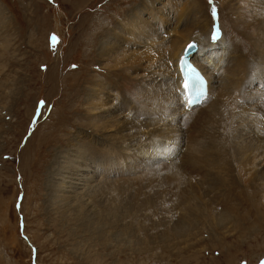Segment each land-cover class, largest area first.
I'll return each mask as SVG.
<instances>
[{
    "label": "rangeland",
    "instance_id": "1",
    "mask_svg": "<svg viewBox=\"0 0 264 264\" xmlns=\"http://www.w3.org/2000/svg\"><path fill=\"white\" fill-rule=\"evenodd\" d=\"M0 1L12 18L0 21V264H264V209H259L258 214L252 206L260 201L261 207L264 202L256 185L246 184L245 191V182L233 177V172L222 173L218 178L234 179L225 182L231 183L225 191L222 184L218 189L226 195L216 210L227 219L218 222V226L213 224V232H206L200 229V220L204 219L199 212L188 207L190 221L196 218L202 223L197 224L198 236H189L195 240L188 241L161 238L168 232L170 221L177 222L186 213H166L180 210L171 203L173 197L169 195L167 204L161 208L154 205L164 192L188 189V181L171 174L172 168L153 169L143 181L136 180L128 188L121 187V181L109 184L100 195L94 184L89 195H84L86 203L79 198L70 203L52 195V184L63 164L60 157L65 159L77 153L72 149L74 145L86 153L92 145L90 140L111 133L112 126L101 122L100 130L104 132L87 135L93 119L102 121L101 111L89 110L87 89L99 79L115 93L111 97L117 105L125 98L137 107L143 101L136 97L138 81L124 69L116 72L101 68L97 51L104 32L108 34L112 28L127 23L132 12L140 7V0ZM218 1L209 4V0H204L211 7L207 8V17L196 21L200 29H205L210 17H214L213 7L217 9L216 17L220 15L225 23L229 22ZM216 24L219 26L217 21ZM171 26L167 23L158 36L173 33ZM224 29L236 34L230 27ZM243 32L251 37L256 35L255 29L249 27L243 28ZM240 36L238 42L248 44L246 36ZM91 39L94 41L90 46ZM158 101L161 100L151 106ZM121 129L126 131L122 125ZM100 152L103 153L97 154L101 155ZM98 155L91 156L96 160ZM125 163L132 165V161ZM174 180L182 181L180 186ZM246 192L252 195L250 203L246 202ZM121 199L123 204L130 201L135 205L137 201V205L142 206L143 202L148 207L126 208ZM153 199L157 202L152 204ZM110 204L113 206L107 212ZM146 204L156 207L146 211L150 206ZM122 207L129 212L124 213ZM162 218L169 221L157 227Z\"/></svg>",
    "mask_w": 264,
    "mask_h": 264
},
{
    "label": "bare ground",
    "instance_id": "2",
    "mask_svg": "<svg viewBox=\"0 0 264 264\" xmlns=\"http://www.w3.org/2000/svg\"><path fill=\"white\" fill-rule=\"evenodd\" d=\"M203 3L202 0L190 3L188 0H140V7L132 12L127 23L112 28L108 34L104 32L105 38L99 42L97 50L100 67L128 71L138 81L136 97L143 98V105L129 104L130 100L125 97L117 105L111 97L115 93L106 87L108 84L105 86L99 79L94 80V85L87 89L85 99L89 110L101 111L102 121L93 119L91 125L88 123L90 129L87 135L93 137L100 134L98 131H103L100 130L103 126L101 122L112 126L111 133L90 140L92 145L87 147L86 153L79 145H74L72 149L77 153L65 159L60 157L61 163L66 165H61L55 177L52 195L70 203L78 198L84 201V195H89L88 190L94 184L100 195L109 184H120L121 181V187L128 188L136 180L143 181L147 173L162 169H157L159 167L172 168L174 172L171 174L188 181V189H176L174 194L161 192V199L154 205L161 208L170 201L166 198L169 195L173 197L171 203L180 207L179 211H166L171 216L186 212L188 207L199 212L204 219L200 220L203 224L196 218L190 221L191 211L190 214L186 212L177 222L176 219L170 221L168 232L161 236L185 241L199 229L198 223L202 224L201 230L207 232L210 229L213 232V224L218 226V222L227 219L222 211L216 210L226 195L218 189L223 186L225 191L231 184L225 182L234 179H218L222 173L231 175L233 172V177L245 182V191L246 184L256 185L262 197L260 200L264 202V0H219L218 7L228 15L229 22L225 23L220 15L214 16L210 17L205 29H200L196 21L199 17H207V8L211 7ZM6 13L10 14L0 1V21L12 19ZM214 21L219 24L220 38L211 41L209 37ZM167 23L172 24L173 33L158 36ZM224 27H230L236 34H230ZM245 27L255 29L256 35L251 37L247 32L242 33ZM241 34L246 36L248 44L238 42ZM234 36L237 38L234 39ZM191 40L196 43V50L185 55L195 60L205 74L208 95L199 106L185 113L180 95L175 92L179 83L177 65L184 46ZM93 41L91 39L88 45L91 46ZM158 99L161 101L151 106ZM121 125L126 131H119ZM99 151L103 153L98 155ZM93 154L99 157L94 160ZM125 160L132 161V165L129 166ZM181 182L178 180L174 184ZM245 199L250 203L252 195L246 192ZM155 201L153 199L150 203ZM122 202L121 199V205ZM133 204L129 201L123 205L126 208L148 207L143 202L142 206L137 205V201ZM152 204H146L150 205L146 211L156 207ZM259 204L260 201L252 203L258 214L259 209H264V204L261 207ZM111 206L113 204L105 207L107 212ZM127 211L124 210V213ZM167 221L169 219L162 218L156 225L158 227ZM207 222L209 225L205 224ZM197 236L198 233H195L194 237Z\"/></svg>",
    "mask_w": 264,
    "mask_h": 264
},
{
    "label": "snow or ice",
    "instance_id": "3",
    "mask_svg": "<svg viewBox=\"0 0 264 264\" xmlns=\"http://www.w3.org/2000/svg\"><path fill=\"white\" fill-rule=\"evenodd\" d=\"M209 4H212V0H209ZM212 15L216 16L217 15V9L215 7L212 8ZM219 35V30L217 29V31L215 33H213V39L215 40ZM55 36H53V40H55ZM192 45H189V47H191Z\"/></svg>",
    "mask_w": 264,
    "mask_h": 264
},
{
    "label": "water",
    "instance_id": "4",
    "mask_svg": "<svg viewBox=\"0 0 264 264\" xmlns=\"http://www.w3.org/2000/svg\"><path fill=\"white\" fill-rule=\"evenodd\" d=\"M189 45H192L191 47H189ZM196 43L195 42H191V43H188L185 47V50H184V54H189L193 51L196 50Z\"/></svg>",
    "mask_w": 264,
    "mask_h": 264
}]
</instances>
